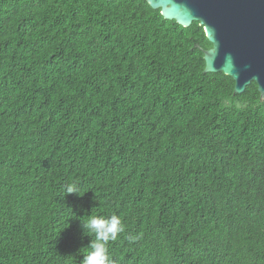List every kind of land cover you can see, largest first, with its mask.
<instances>
[{"label":"trees","instance_id":"16d2710c","mask_svg":"<svg viewBox=\"0 0 264 264\" xmlns=\"http://www.w3.org/2000/svg\"><path fill=\"white\" fill-rule=\"evenodd\" d=\"M146 0H0V264H264V101ZM69 184L77 195H66Z\"/></svg>","mask_w":264,"mask_h":264},{"label":"water","instance_id":"95a60500","mask_svg":"<svg viewBox=\"0 0 264 264\" xmlns=\"http://www.w3.org/2000/svg\"><path fill=\"white\" fill-rule=\"evenodd\" d=\"M165 20L187 28L198 22L209 49L204 73L222 72L242 94L255 82L264 101V0H146Z\"/></svg>","mask_w":264,"mask_h":264},{"label":"clouds","instance_id":"9594fccd","mask_svg":"<svg viewBox=\"0 0 264 264\" xmlns=\"http://www.w3.org/2000/svg\"><path fill=\"white\" fill-rule=\"evenodd\" d=\"M66 195H77L78 187L69 184L65 189ZM90 233L94 234L95 239L88 244V252L81 264H114L110 257L108 244L115 241L120 233L124 231V226L120 217L112 215L108 218L103 216H92L83 226Z\"/></svg>","mask_w":264,"mask_h":264}]
</instances>
